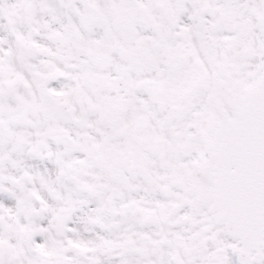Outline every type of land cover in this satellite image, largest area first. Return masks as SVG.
<instances>
[{"label": "snow or ice", "instance_id": "obj_1", "mask_svg": "<svg viewBox=\"0 0 264 264\" xmlns=\"http://www.w3.org/2000/svg\"><path fill=\"white\" fill-rule=\"evenodd\" d=\"M0 264H264V0H0Z\"/></svg>", "mask_w": 264, "mask_h": 264}]
</instances>
